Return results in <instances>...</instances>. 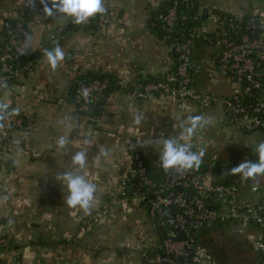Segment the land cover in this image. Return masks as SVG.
Segmentation results:
<instances>
[{
    "label": "crops",
    "instance_id": "crops-1",
    "mask_svg": "<svg viewBox=\"0 0 264 264\" xmlns=\"http://www.w3.org/2000/svg\"><path fill=\"white\" fill-rule=\"evenodd\" d=\"M163 1L103 0L105 13L112 15L114 22L72 27L62 14L47 17L40 0H35L34 9L26 6V0H0V45L5 37L4 22L22 19L31 40L23 38L19 52L34 62L30 71L0 94V103H7L9 111L18 109L17 115L25 122L24 128L13 132L17 151L0 161V264H146L140 245H151L156 231L147 205L121 194L120 180L130 163L127 142L137 143L150 174L159 180L165 171L159 165L162 142L178 138L181 123L189 116L202 115L209 121L190 142L206 140L212 147L225 143L227 130L239 132L226 124L224 107L219 103L202 108L160 92L147 98L133 94L140 80L163 77L173 67L168 45L150 26L153 11ZM253 1L208 2L233 10L244 9ZM207 25L212 31L217 26L211 20ZM56 42L65 60L52 71L44 50H53ZM194 59L195 86L201 92L217 96L233 93L234 81L218 67L211 46L195 48ZM94 72L116 75L119 85L106 99L99 129L79 115L69 100L72 85ZM137 115L142 118L139 125L133 122ZM222 130H226L224 137L219 138ZM61 136L69 141L64 149L57 146ZM236 139L232 134L230 147ZM79 151L86 153L87 161L80 174L86 173L96 186L94 205L87 215L78 208H68L67 186L59 179L65 172L78 171L72 156ZM248 161L254 162L256 157ZM219 171V181L239 184L241 196L255 201L250 186L261 185L263 176L251 183L239 174ZM249 193L251 197H247ZM258 259L254 253L252 264Z\"/></svg>",
    "mask_w": 264,
    "mask_h": 264
},
{
    "label": "built area",
    "instance_id": "built-area-1",
    "mask_svg": "<svg viewBox=\"0 0 264 264\" xmlns=\"http://www.w3.org/2000/svg\"><path fill=\"white\" fill-rule=\"evenodd\" d=\"M170 1L172 6L168 11L157 17L167 33L163 40L169 39L174 31L179 18L178 4L190 0ZM205 10L208 18L203 21ZM196 18L202 20L201 25L189 30L185 40L175 39L170 43L178 58L175 70L168 71L160 80L138 83L133 94L147 98L160 92L202 108L219 103L224 107L226 124L249 134H260V142H264V0H254L244 9L236 7L233 10L215 7L209 2L201 3ZM93 19L100 25L114 22L112 15L104 13L89 18L86 26L91 25ZM209 20L217 23V33L208 28ZM16 21V24L4 22L5 37L0 47V84L7 86L34 65L32 59L20 55L18 48L20 41L29 34V28L24 20ZM68 23L76 25L72 18ZM151 25L155 26L154 23ZM198 40L218 48L213 49L218 67L235 84L231 95L204 93L195 86L194 47ZM5 89L0 88V94ZM105 89V81L82 85L75 102L84 104L77 110H87V102L102 98ZM90 120L96 127L103 123L100 117H90ZM24 126L23 117L17 114L3 122L0 161L17 151L19 144L13 132ZM190 143L195 152L199 140ZM127 150L130 163L120 180L121 194L145 203L154 219L155 241L151 245L144 242L140 245L146 264H236L218 260L198 238L205 224L219 221H231L234 231L245 233L252 249L259 255L253 264H264V176L261 185L250 186L256 195L252 201L241 196L239 184L216 180L200 166L188 171L165 170L163 177L155 180L137 143L128 141Z\"/></svg>",
    "mask_w": 264,
    "mask_h": 264
},
{
    "label": "clouds",
    "instance_id": "clouds-1",
    "mask_svg": "<svg viewBox=\"0 0 264 264\" xmlns=\"http://www.w3.org/2000/svg\"><path fill=\"white\" fill-rule=\"evenodd\" d=\"M43 12L47 17L72 18V22L77 25H86L89 18H94L97 14L103 15L106 12L103 0H40ZM51 4V7H49ZM26 6L34 9L35 0H26ZM27 41L31 37H26ZM44 55L52 71H55L60 63L65 60V53L56 42L53 50H44ZM7 84H0V88H7ZM18 109L9 111L7 103H0V127L3 122L12 115L18 114ZM141 116L134 118V123H141ZM209 121L202 115L189 116L181 123V134L178 138L164 139L162 151L159 155V165L163 170L188 171L198 169L204 148H201L199 155L193 152L190 140L202 130ZM181 141H185L181 143ZM69 143L68 139L61 136L57 141V146L64 149ZM255 151L258 153V161L244 160L238 166L232 168V174H239L242 180H255L258 176H264V142H260ZM107 155V153H104ZM72 162L77 166L78 171L63 173L59 179L67 186L68 196L66 204L70 209H80L85 215L89 214L94 205L96 186L86 178L85 174H80L86 168V153L79 151L73 154ZM6 199V198H5ZM9 223H12L9 221Z\"/></svg>",
    "mask_w": 264,
    "mask_h": 264
},
{
    "label": "trees",
    "instance_id": "trees-1",
    "mask_svg": "<svg viewBox=\"0 0 264 264\" xmlns=\"http://www.w3.org/2000/svg\"><path fill=\"white\" fill-rule=\"evenodd\" d=\"M209 0H190L189 2H182L179 3L177 6V14L179 16L177 22L174 25V31L170 33V38L167 40H163L164 36L167 34L166 30L163 27V22L160 20H157L158 14L160 13H166L168 11V9L172 6V2L170 0H164L152 13L151 18H150V26L151 28L157 33V35L159 36V38H161L169 47L172 58L174 60L173 62V67L171 68V72L175 70L177 64H178V58H177V54L176 52L171 49L170 43L172 42V40L178 39V40H185L187 38V34L188 31L191 30L192 28L199 26L202 24V20H199L196 18V14H197V10H198V5L201 3H208ZM247 11V15L250 14V12ZM101 14H97V16H100ZM208 16L207 15H203V21L207 20ZM97 19V18H96ZM96 19H93L92 24L95 25ZM9 22H11L12 24H16L17 21H12V20H7ZM152 23L155 24L151 25ZM72 25V24H71ZM217 25V23H216ZM80 25H72V27H77ZM208 26V25H207ZM90 27V25H89ZM209 28V27H208ZM210 29V28H209ZM210 31H212L210 29ZM214 33H217V26L215 28L214 31H212ZM213 33V34H214ZM203 44H208L209 46H211L212 49H217V47H214L212 44H209L208 42L204 41V40H198L196 42V45L194 47L197 49L198 46H201ZM2 46V44L0 45V47ZM21 55V54H20ZM24 56V55H22ZM162 79V77L160 78H143L142 80H140L138 83L141 82H149V81H156V80H160ZM95 81H105L106 82V89L104 90V96L102 98H99L98 100H96V102L94 101H89L87 102V106L88 109L87 110H77L79 115H83L85 117H87L90 120V117H102L104 115V104L106 102V99L119 88V85L117 84L118 82V77L114 74L111 73H106V72H94V73H88L85 74L84 76H81L75 84L72 85V87L69 90V100L75 104L76 108L78 109L80 105L84 104L83 102H81L80 104H77L75 102V98L77 96V91L80 89V87L82 85H88L92 82ZM91 123L94 125V123L91 121ZM100 126H97V129H99ZM149 170V168H148ZM232 224L233 223L231 221H219V222H212L210 224ZM208 224H205L202 229L200 230L199 234H198V238L199 240L202 242V244L204 245L203 242V238L201 235L202 230L205 228V226H207ZM3 242L0 239V245H2ZM40 243L38 242L36 245H39ZM206 246V245H204ZM207 247V246H206ZM1 262V259H0ZM236 263V262H234ZM238 264V263H236Z\"/></svg>",
    "mask_w": 264,
    "mask_h": 264
},
{
    "label": "rangeland",
    "instance_id": "rangeland-1",
    "mask_svg": "<svg viewBox=\"0 0 264 264\" xmlns=\"http://www.w3.org/2000/svg\"><path fill=\"white\" fill-rule=\"evenodd\" d=\"M226 130H222L219 138H223V132ZM240 134V143L237 141L236 144L232 143V147L229 140L232 137L229 135V131L227 130L225 143L219 142V149L215 148V150L210 149L202 156V159L205 162H201V167H206L209 173H214L215 178L217 180H221V173L217 169L218 160H231L237 161L238 163L243 162L244 160H249L250 157L255 156L256 161L258 160V153L254 150V152H247V150H241L239 148V144L248 145L256 149V146L260 143L261 135L260 134H247L242 133L239 130ZM212 136L209 135V138ZM228 138V139H227ZM230 143V144H229ZM198 155L200 152H196ZM214 156H218V159L215 161L213 159ZM255 159H252V161ZM251 179V183H252ZM247 189V187H243ZM247 197H251L250 193ZM252 231L257 232V229L250 228ZM201 235L203 237L204 245L207 246L209 251L220 261H231L236 262L238 264H252V257L254 256V250L251 247L249 237L245 233H239L233 230V225L229 224H208L202 230Z\"/></svg>",
    "mask_w": 264,
    "mask_h": 264
},
{
    "label": "flooded vegetation",
    "instance_id": "flooded-vegetation-1",
    "mask_svg": "<svg viewBox=\"0 0 264 264\" xmlns=\"http://www.w3.org/2000/svg\"><path fill=\"white\" fill-rule=\"evenodd\" d=\"M230 131V130H229ZM233 135H235V136H237L238 137V139H236L239 143H240V140H239V138H240V134H239V132H235V131H233V130H231L230 131ZM229 132V133H230ZM242 133H247V134H249L248 132H245V131H243L242 130ZM240 146H239V148L242 150H247V152H254V148L253 147H250V146H248V145H241V144H239ZM208 149H210V147L208 146L207 147ZM215 148H217V149H219V146H218V144H215V145H213L212 147H211V149L212 150H215ZM213 159H218V156H214L213 157ZM221 161V160H220ZM219 164H221V163H226V164H228V168L226 169V171H223L225 174L227 173V172H231L230 170L232 169V168H234V167H236V166H238L240 163H238L237 161H234L233 159H231V160H224V162H218ZM220 169H221V166L219 165L218 166ZM220 169H218V170H220ZM224 174V175H225Z\"/></svg>",
    "mask_w": 264,
    "mask_h": 264
},
{
    "label": "water",
    "instance_id": "water-1",
    "mask_svg": "<svg viewBox=\"0 0 264 264\" xmlns=\"http://www.w3.org/2000/svg\"><path fill=\"white\" fill-rule=\"evenodd\" d=\"M205 13H206V10H205ZM81 26L86 27V25H83V24ZM208 146L209 145H208V142L206 140H200L199 141V145H198L199 149L204 148V150H206ZM214 160L216 161V159H214ZM217 165L221 166L222 171H226V169L228 168V164H226V163H221V164L217 163Z\"/></svg>",
    "mask_w": 264,
    "mask_h": 264
}]
</instances>
